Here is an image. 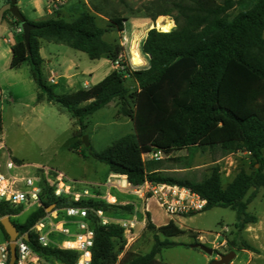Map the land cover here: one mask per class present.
Instances as JSON below:
<instances>
[{"label":"trees","instance_id":"trees-1","mask_svg":"<svg viewBox=\"0 0 264 264\" xmlns=\"http://www.w3.org/2000/svg\"><path fill=\"white\" fill-rule=\"evenodd\" d=\"M6 2L10 7L9 0ZM248 2V9L233 15ZM88 4L92 13H83L72 22L52 19L34 23L25 19L36 27L30 32L29 51L18 31L20 22L9 11L5 12L12 21L15 38L10 68L27 64L39 90L36 102L57 105L75 121L77 129L71 150L105 165L108 174L125 176L132 186L150 182L184 187L206 201L204 211L216 207L230 209L236 213L234 227L239 234L247 225L257 223L256 216L247 212V206L257 190L264 188V0H152L135 11L126 0H88ZM120 7L129 10L130 16L124 17ZM95 15L109 21L106 28L97 24ZM159 16L171 17L175 27L169 32L159 28L156 29L160 31L153 28L147 32L141 46L143 54L149 57L145 69L126 67L121 72L113 71L88 89L64 95L55 94L54 86L43 81L40 40L69 47L90 60L107 57L114 61L122 48L106 42L105 33L109 29L122 33L129 19L155 22ZM127 79L135 82V90L125 85ZM113 102L117 106L116 116L132 121L133 133L100 152L90 147L86 152L80 150L85 134L83 121ZM198 150L208 151L214 158L246 153L253 160L251 172L240 170L225 187L217 167L211 168L200 182L162 174L171 153L186 151L192 159ZM157 151L166 158L144 159ZM250 189L253 191L246 198ZM41 203L23 223L11 224L18 236L28 235L27 242L35 252L63 264H74L75 253L42 247L30 232L44 217L47 207L90 208L111 217L132 212L130 206L109 205L101 200L73 202L57 198L45 182ZM22 211L0 202V219L16 217ZM145 217V231L152 234L153 244L147 253L135 255L124 251L125 239L118 223L104 226L90 214L94 232L91 264H166L157 257L163 250L180 245L172 239L185 235L186 230L173 221L157 228L149 214ZM3 235L9 239L4 231ZM230 247V252H257L244 241L238 246L232 241Z\"/></svg>","mask_w":264,"mask_h":264},{"label":"rangeland","instance_id":"rangeland-1","mask_svg":"<svg viewBox=\"0 0 264 264\" xmlns=\"http://www.w3.org/2000/svg\"><path fill=\"white\" fill-rule=\"evenodd\" d=\"M126 1L129 8L135 11L152 0ZM250 5L251 2H248L238 7L233 15L248 9ZM120 10H122L124 17L130 16L129 10L122 7ZM139 15L141 16L143 13L140 12ZM159 18H165L171 22L169 31L175 27L171 17L159 16L156 20ZM145 20H147L150 29L159 28L161 30L159 23L154 24L156 20L155 22L149 19ZM132 25V22L126 23L124 34L128 42L125 52L126 60L131 61L130 64L136 70L145 69L148 66V59L141 50L145 31L139 29L136 32L132 29ZM159 29L156 30L160 31ZM116 36L117 33L113 32L103 38L106 42L112 43ZM79 54L82 56L85 67L93 72L91 78H87L90 85L98 84L110 73L111 65L105 57L90 60L86 55ZM1 55L0 51V67L4 64V60L8 61V56L4 59ZM16 74L20 76L19 83L9 77L1 80L3 96L0 99L2 118L0 141L4 145V150H0V171L5 172L4 165L9 153L12 158L18 161L17 165L23 166L13 173L34 177L41 174V169L55 171L62 174L67 183L74 186L75 190L87 189L91 191L95 189L97 195L104 196L106 192H104L103 186L108 175L107 167L90 157L85 158L71 150V146L74 144L73 132L77 129L75 121L57 105L46 102L35 103L36 87L30 78L26 65ZM57 92L62 93L63 90L58 87ZM115 107H117L115 103L110 104L83 121L84 136L87 137L89 147L93 151L100 152L124 135L133 133L132 121L125 117L118 118ZM80 150L86 152L87 148L82 144ZM165 158L164 156L163 159ZM14 159L12 160L15 162ZM175 159L180 161H174ZM252 163L253 160L249 155L241 152L214 158L208 151L198 150L191 159L187 156L186 151H177L169 155V160L162 174L177 180L200 182L208 176L211 168L217 167L221 176V184L225 187L240 170L250 173ZM252 191L253 189L249 190L246 198ZM135 204L138 210L134 209ZM115 205L130 206L132 208L131 214L135 215L139 222L143 221L144 224V227L141 224L137 226L136 238L127 247L124 237V251H129L135 255L147 253L153 244V239L152 234L145 231L146 217L142 216V205L139 202L136 203L134 197L123 193ZM32 212L33 209L29 208L24 209L16 217L1 218L0 226H2L1 221L3 219H7L9 224L11 222L21 224ZM247 212L258 219V224L253 226L255 233L239 234L234 227L237 223L236 213L228 208L216 207L192 216H183L179 225L182 230H186V234L172 239L180 245L163 250L157 259L166 264H212L214 260H218L219 255L230 252L232 241H235L237 246L244 241L257 252L231 251L236 256L231 264H264V188L257 190V196L248 205ZM120 215L114 217V220L119 221L128 217ZM151 215L156 223L163 221V215L157 208H151ZM2 230L4 231L3 227L0 228V241H7L8 239L4 237ZM200 237L202 238L201 241L199 240ZM53 239L55 241L61 240L58 237ZM195 242L213 249V254L208 256L197 249H191L190 246ZM223 242L224 245L221 247ZM122 255L123 253L118 259Z\"/></svg>","mask_w":264,"mask_h":264},{"label":"built area","instance_id":"built-area-1","mask_svg":"<svg viewBox=\"0 0 264 264\" xmlns=\"http://www.w3.org/2000/svg\"><path fill=\"white\" fill-rule=\"evenodd\" d=\"M69 0H49L46 10L51 15H56ZM20 31V30H18ZM126 39L122 38L125 44ZM113 71L121 72L126 67L131 70L133 65L126 60L122 51L118 58L110 61ZM54 84L53 79L49 81ZM0 150L4 146L0 144ZM164 155L157 151L144 156L145 160H160ZM5 172L0 171V202L7 204L10 208L33 209L35 212L41 207L43 198V184L51 188L55 197H65L73 202L80 200H101L109 205H115L120 195L127 194L141 200L153 198L159 208L170 217H183L198 214L204 211L206 201L191 190L166 184H153L144 182L141 186L130 185L125 176L111 175L105 181L106 193L99 196L93 190H75L67 183L64 176L55 171L41 169L39 176L29 177L13 173L18 170V165L7 155L5 161ZM111 191H113L111 193ZM22 211V212H23ZM32 212V213H33ZM31 213V214H32ZM90 214L98 218L102 225L116 222L123 230L126 238V247L136 238V228L140 224L134 215L129 220L115 221L100 210H92L83 207H64L55 209L54 206L45 209V215L30 229L36 242L42 247H52L63 251L75 253L74 264H91V249L93 246L94 232ZM28 236L24 234L17 236L13 241L10 239L0 241V264H10L9 247L15 248V257L12 264H63L51 261L35 252L25 240ZM61 238L55 241L53 238ZM201 237L199 240L201 241ZM224 242L221 244V247Z\"/></svg>","mask_w":264,"mask_h":264},{"label":"crops","instance_id":"crops-1","mask_svg":"<svg viewBox=\"0 0 264 264\" xmlns=\"http://www.w3.org/2000/svg\"><path fill=\"white\" fill-rule=\"evenodd\" d=\"M48 1L49 0H16V4H17V7H18L20 13L24 16V18L27 19L28 21H31L34 23L44 22V21H48V20H52V19L53 20L54 19H62L66 22H72L83 13H92L90 6L88 4V0H69L67 2V4L64 7H62L56 15H51L46 10V3ZM9 8L10 7L8 6L6 0H0V51L2 54L1 56L4 57V59L7 58V56H8V61L4 60V64L0 67V99L3 96L2 95V89H1V87L3 88V84L1 82L2 78L9 77V78H11V79H13L19 83L20 76L17 75L16 73L20 72L21 69H23L24 65L27 66V69H28L29 75H30V69H29L27 64H23L17 69H11L10 68L11 48L15 43V38H14V33H13L14 28L12 27V21L7 15H5V12L9 11ZM95 17H96L97 24L101 28L107 27V25L109 23V21L107 19H105L101 16H98V15H95ZM128 22L133 23L132 29L134 31L137 32L139 29H141L142 31H145V34L143 37V41H144L146 38L147 32L149 30H151L150 27H148V25H147V20L140 19V18H133V19H129ZM125 30H126V23L124 25V31L122 33H119L118 31L113 30V29H109V31L107 33H105V35H107L109 33H113V32L117 33V36H116V38H114L113 42L112 43L109 42V43L113 44V45L120 46V48H122V51L124 52V55L126 52V45L128 44L127 41L125 44L122 42V38L126 39V37L124 35ZM263 36H264V34H263ZM143 41H142V43H143ZM61 46H64V45L49 43V42H46L44 40H40L39 54H40V57L42 59L41 72H42L43 81L46 83V85H51L49 83V81L51 79H53L54 84L51 86H54V93L57 95L70 94V93H74L78 90L88 89V88L94 86V85H90L87 81V78L88 77L91 78V76L93 75V72H92V70L87 69L85 67V64H83L82 56H80L81 54H79L81 52L73 50L69 47L64 49ZM68 49H70V50H68ZM82 54H84V53H82ZM146 57H147L148 62H149V57L148 56H146ZM105 58L107 59L109 65H110V61L108 60V58L107 57H105ZM130 63H131V61H130ZM112 72H113V69L111 68V71L109 74H111ZM30 78H31V75H30ZM31 80H32V78H31ZM33 83H34V81H33ZM125 85L127 87H129L130 90H135L137 88V85L135 84V82L132 79H127L125 82ZM35 87H36V85H35ZM58 87L63 90L62 93L57 92ZM38 93H39V90L36 87L35 103H37L36 97H37ZM10 99L12 100L11 96H10ZM41 103H44V102H41ZM41 103H37V104H41ZM113 103H115V102H113ZM113 103H111V104H113ZM115 108H117V107H115ZM0 144L3 145V143L1 141H0ZM8 155L11 157V155L9 153H8ZM12 159H14V158H12ZM14 160H16V159H14ZM18 167L21 168L23 166L18 165ZM111 175H113V174H108L105 181ZM99 185H101V184H99ZM106 191L107 190L105 188L104 192H106ZM111 192H113V191H111ZM131 197H134V196H131ZM134 201L136 203L139 202L142 205V207H143L141 210L142 216L149 214V217H150L152 224L154 226H156L157 228L167 225L170 221H173L179 228H181L179 223H180V220L182 219V217H170V216L166 215L159 208V206L156 204V202L153 198L141 200L137 197H134ZM152 207H155V209L157 208L162 213V215H163V221L162 222H160V223L155 222V220L153 219V217L151 215V208ZM247 208H248V206H247ZM134 209L135 210L137 209L136 204L134 205ZM126 216H128L127 219H121V220L122 221L123 220H129L133 217L132 214L126 215ZM110 218L114 220V217L110 216ZM140 224L143 225V227H144L143 221H141ZM256 224H258V219H257V223L247 225L245 230L241 234L255 233L253 231L254 230L253 226H255ZM241 252L251 253L249 251H241ZM231 262H230V264H231Z\"/></svg>","mask_w":264,"mask_h":264},{"label":"water","instance_id":"water-1","mask_svg":"<svg viewBox=\"0 0 264 264\" xmlns=\"http://www.w3.org/2000/svg\"><path fill=\"white\" fill-rule=\"evenodd\" d=\"M10 2V8H9V13L17 20L20 22V31L23 34V41L26 45L27 50L29 51V36H30V32L32 30H35L36 27L32 26L30 23H28L24 16L20 13L17 4H16V0H9ZM82 144L88 148L89 144L87 142V137L83 136L81 139ZM1 225L5 231V233L8 235L9 239L11 241H13L15 239V237L17 236V233L15 231V228L12 226V224L8 223L7 219H3L1 221ZM11 225V227H10ZM25 240L28 241V236L25 237ZM191 249H197L200 252L211 256L213 254V249L202 245V244H193L190 246ZM9 251H10V264H12V261L14 260L15 257V248L14 246H10L9 247ZM235 254L234 252H229L228 254L225 255H219L218 256V260H214L212 262V264H230V262L234 259Z\"/></svg>","mask_w":264,"mask_h":264},{"label":"bare ground","instance_id":"bare-ground-1","mask_svg":"<svg viewBox=\"0 0 264 264\" xmlns=\"http://www.w3.org/2000/svg\"><path fill=\"white\" fill-rule=\"evenodd\" d=\"M158 23H159V27L161 28L162 32H169V30L171 28V22L170 21H167L165 18H162L159 20Z\"/></svg>","mask_w":264,"mask_h":264}]
</instances>
